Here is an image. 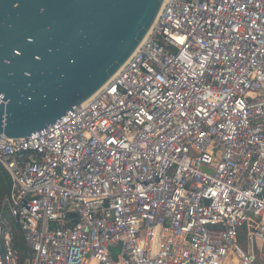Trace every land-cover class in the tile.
I'll list each match as a JSON object with an SVG mask.
<instances>
[{
  "label": "built area",
  "instance_id": "built-area-1",
  "mask_svg": "<svg viewBox=\"0 0 264 264\" xmlns=\"http://www.w3.org/2000/svg\"><path fill=\"white\" fill-rule=\"evenodd\" d=\"M72 109L0 134V264L264 258V0H164Z\"/></svg>",
  "mask_w": 264,
  "mask_h": 264
},
{
  "label": "water",
  "instance_id": "water-1",
  "mask_svg": "<svg viewBox=\"0 0 264 264\" xmlns=\"http://www.w3.org/2000/svg\"><path fill=\"white\" fill-rule=\"evenodd\" d=\"M163 2L0 0V134L27 137L91 98L137 50Z\"/></svg>",
  "mask_w": 264,
  "mask_h": 264
},
{
  "label": "trees",
  "instance_id": "trees-1",
  "mask_svg": "<svg viewBox=\"0 0 264 264\" xmlns=\"http://www.w3.org/2000/svg\"><path fill=\"white\" fill-rule=\"evenodd\" d=\"M10 185L11 181L7 172L0 166V201L3 195L9 190ZM16 244L21 249V254L23 255L24 246L22 244V237L20 234L16 237Z\"/></svg>",
  "mask_w": 264,
  "mask_h": 264
},
{
  "label": "rangeland",
  "instance_id": "rangeland-1",
  "mask_svg": "<svg viewBox=\"0 0 264 264\" xmlns=\"http://www.w3.org/2000/svg\"><path fill=\"white\" fill-rule=\"evenodd\" d=\"M234 262L236 263L237 262V260L235 259L234 260ZM258 264H264V258L263 259H261V261H259V263Z\"/></svg>",
  "mask_w": 264,
  "mask_h": 264
}]
</instances>
